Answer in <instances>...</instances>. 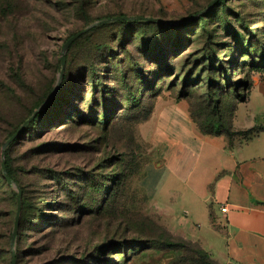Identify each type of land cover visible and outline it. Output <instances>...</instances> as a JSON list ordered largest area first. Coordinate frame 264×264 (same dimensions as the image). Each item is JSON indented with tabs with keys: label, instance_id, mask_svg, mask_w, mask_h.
I'll use <instances>...</instances> for the list:
<instances>
[{
	"label": "rangeland",
	"instance_id": "374dc122",
	"mask_svg": "<svg viewBox=\"0 0 264 264\" xmlns=\"http://www.w3.org/2000/svg\"><path fill=\"white\" fill-rule=\"evenodd\" d=\"M6 1L0 264H155L168 238L140 186L150 156L140 121L158 100L184 105L194 124L222 116L223 128L260 110L264 0ZM120 16L130 18L104 21ZM90 25L62 68L63 44ZM43 103L4 149L9 184L2 147ZM183 194L173 191L176 223ZM194 252L174 254L189 264Z\"/></svg>",
	"mask_w": 264,
	"mask_h": 264
},
{
	"label": "crops",
	"instance_id": "0c3cea01",
	"mask_svg": "<svg viewBox=\"0 0 264 264\" xmlns=\"http://www.w3.org/2000/svg\"><path fill=\"white\" fill-rule=\"evenodd\" d=\"M258 106L233 120L230 139L202 133L188 109L169 100H158L139 125L150 145L140 180L146 202L169 232L197 242L218 264H264V102ZM178 186L186 190L185 218L176 223L170 204ZM174 257L160 252L155 264Z\"/></svg>",
	"mask_w": 264,
	"mask_h": 264
},
{
	"label": "trees",
	"instance_id": "16d2710c",
	"mask_svg": "<svg viewBox=\"0 0 264 264\" xmlns=\"http://www.w3.org/2000/svg\"><path fill=\"white\" fill-rule=\"evenodd\" d=\"M4 2L7 3L6 0H0V8L1 7H4ZM118 20L120 21L122 19H118ZM83 34H81L80 36H82ZM21 67H22V65H21V59H19V66H18V68L21 69ZM17 79H19V77H17ZM242 101H244V99ZM153 108H154V106H152L151 110L143 117V119L140 122H143V121H145V120H147L149 118V116L152 113ZM192 115H193V112L191 113V116ZM194 116L195 115H193V117H192L193 120L197 124L198 128L200 129V131L202 133H204V134H210V135H220V134H223L227 138L230 139L232 135H234L235 133H237V131H235V129H233V126L231 125V122L227 123V125H225L226 127L223 128V126H224V120H223V117L222 116H218L217 115L215 118L212 117V116H207L206 121L205 120L204 121H200L198 118H194ZM33 119H34V117L30 121H32ZM251 132H252V130H248L246 132H241V133H251ZM23 133H25L24 132V127L22 128V130L20 131V133L13 139V141H15L18 138V136L22 135ZM6 171H7V175L11 178V176L9 175V171L7 170V163H6ZM164 230H165L166 238H168V239H167V241L166 240H163L161 242V244L159 246L160 247L159 248L160 250L161 249L162 250L163 249H167V250H170V251L171 250L175 251L178 248H182L184 246V244H191V245H194L195 246V252H194V256L190 259V263L189 264H218L210 256V254L208 252H206L204 249H202V247L197 242H193V241H191L189 239H185V238H183L181 236L174 235L171 232H169L166 228ZM182 261H183L182 258L176 257V255H175L174 259L171 260L168 264H183Z\"/></svg>",
	"mask_w": 264,
	"mask_h": 264
},
{
	"label": "water",
	"instance_id": "95a60500",
	"mask_svg": "<svg viewBox=\"0 0 264 264\" xmlns=\"http://www.w3.org/2000/svg\"><path fill=\"white\" fill-rule=\"evenodd\" d=\"M130 17L128 16H120V17H113V18H108L104 21H110V20H118V19H129ZM150 19V18H149ZM93 25V24H92ZM92 25L76 32L75 34L71 35L63 44L62 50H61V56H60V61H61V67L63 68L64 62H65V52L67 50V48L69 47V45L76 39L78 38L81 34H83L84 32H86ZM45 105V103H43L37 110H34V112L30 115V117H28L22 124V126H20L9 138L8 140L4 143L3 147H2V152H1V156H2V160H1V168H2V172H3V176L5 177L6 181L11 184L12 181L10 179V177L7 175V171H6V164H5V159H4V149L6 147V145H8L11 141H13V139L20 133V131L22 130V128L34 117V115L38 112V110H40L43 106ZM20 195H21V190L18 189V194L16 197L17 200V214L15 217V228L14 231L17 227V219H18V211H19V205H20Z\"/></svg>",
	"mask_w": 264,
	"mask_h": 264
},
{
	"label": "built area",
	"instance_id": "2783aa9c",
	"mask_svg": "<svg viewBox=\"0 0 264 264\" xmlns=\"http://www.w3.org/2000/svg\"><path fill=\"white\" fill-rule=\"evenodd\" d=\"M225 210H226V206H222L221 211H225Z\"/></svg>",
	"mask_w": 264,
	"mask_h": 264
}]
</instances>
